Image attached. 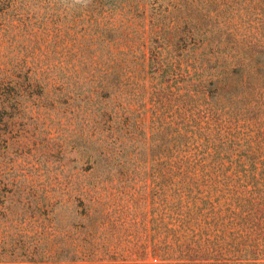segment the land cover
Masks as SVG:
<instances>
[{
  "label": "rangeland",
  "instance_id": "rangeland-1",
  "mask_svg": "<svg viewBox=\"0 0 264 264\" xmlns=\"http://www.w3.org/2000/svg\"><path fill=\"white\" fill-rule=\"evenodd\" d=\"M42 16L34 7L26 29L16 22L25 15H0V79L31 89L0 124V264H264V192L235 166L250 152L264 159V85L231 94L264 59V0L152 7L150 50L169 71L161 79L148 67L145 98L134 101L144 127L116 132L129 153L114 168L101 161L111 179L82 154L100 141L95 128L73 127L63 108L45 109L40 89L9 77L18 62H65L71 43L35 25ZM89 195L104 203L94 222ZM245 197L253 209L240 206Z\"/></svg>",
  "mask_w": 264,
  "mask_h": 264
},
{
  "label": "trees",
  "instance_id": "trees-1",
  "mask_svg": "<svg viewBox=\"0 0 264 264\" xmlns=\"http://www.w3.org/2000/svg\"><path fill=\"white\" fill-rule=\"evenodd\" d=\"M160 1L0 0V15H25L16 22L26 29L34 27L31 19L26 17L28 13L34 7L43 10V16L34 22L35 25L44 30L52 25L55 39L58 37L63 42L71 43V47L64 50L65 62L52 68H33L25 65V62H18L12 71L17 75L12 73L9 77H24L27 88L35 86L40 89V95L45 97V109L52 105L59 106V111L63 108V113L73 121V127L95 128L100 141L81 150L83 156L92 160L94 170L100 171L102 168V172L109 175L106 179H111L113 172L101 161L107 160L114 168L113 163L129 153L120 143L121 133L144 127L143 109L137 113L134 101L145 98L147 86L144 81L149 73L148 67H155L151 71L154 74L162 70L161 79L169 71V68L159 65V53L155 56L151 52L150 33L146 27L152 7ZM8 28L18 26L10 21ZM9 36L14 38L17 35ZM8 83L6 78L0 79V124L5 119L4 111L10 108L9 103L27 96L31 90H23L19 84L17 89H8ZM259 85H264V59L254 68H248L247 78L234 83L231 94L250 97L257 93ZM50 86L55 89L54 99L47 97L46 90ZM116 132H121L119 140ZM255 153L244 155V159L240 157L235 166L242 178L252 181V190L264 192V159L258 163ZM100 158L102 160L98 161ZM239 204L243 208L249 206L250 210L255 206L253 199L248 197L240 199ZM103 206L102 201L100 203L89 195L86 204L88 220L94 222L102 214Z\"/></svg>",
  "mask_w": 264,
  "mask_h": 264
}]
</instances>
